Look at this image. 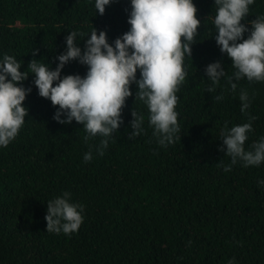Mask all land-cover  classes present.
I'll use <instances>...</instances> for the list:
<instances>
[{"label": "trees", "instance_id": "trees-1", "mask_svg": "<svg viewBox=\"0 0 264 264\" xmlns=\"http://www.w3.org/2000/svg\"><path fill=\"white\" fill-rule=\"evenodd\" d=\"M194 4L201 24L177 93L181 139L174 144L161 146L154 137L135 83L124 122L102 156L96 151L102 137L86 140L82 124L53 119L59 106L39 95L34 74L21 83L31 89L28 116L17 138L0 148V264H229L233 258L264 264V163L233 165L222 140L225 125L250 118L245 149L264 137V82L233 80L238 90L231 91L236 69L214 37L215 0ZM130 11L131 0H113L103 15L95 0H0V59L15 56L22 72L33 59L55 70L71 31L82 51L94 28L114 43L130 30ZM259 16L264 0H255L242 23L251 30ZM214 62L227 76L209 93L205 69ZM87 70L74 60L61 77ZM240 89L249 94L245 111ZM134 110L144 116V131L129 139ZM89 151L93 159L86 163ZM64 192L84 206V222L72 234L49 233L47 203Z\"/></svg>", "mask_w": 264, "mask_h": 264}, {"label": "clouds", "instance_id": "clouds-1", "mask_svg": "<svg viewBox=\"0 0 264 264\" xmlns=\"http://www.w3.org/2000/svg\"><path fill=\"white\" fill-rule=\"evenodd\" d=\"M112 3L113 0H95V9L103 15ZM254 3L255 0H215L214 37L236 69L228 79L233 93L238 90L233 80L246 78L250 82H264V16L250 21L251 30L242 23ZM197 11L194 0H131L128 32L109 43L107 33H98L94 28L82 51L76 42L78 32L71 31L66 37V51L57 57L59 64L55 70L33 59L28 71L22 72L21 62L5 54L0 59V148H7L25 124L28 110L24 102L31 89H25L21 83L30 73L35 76L39 95L49 99L53 106H59L53 119L61 124L73 121L82 124L88 134L86 140L96 136L103 138L96 148L101 156L109 139L124 122L122 110L133 95V83L138 86L136 101H142L149 110L148 122L158 143L167 146L180 140L177 93L188 75L185 58L191 57L201 24ZM74 60L88 67L86 76L62 78L63 68ZM205 71L210 82L207 91L215 93L227 73L220 62L207 65ZM239 98L241 111H245L250 107L247 90L240 89ZM213 99L220 101L223 95ZM132 115L134 131L129 139L144 131L143 114L134 110ZM252 119L230 129L225 125L222 130L226 155L231 157L233 165L242 162L244 167H259L264 163V137L251 145L250 150L245 149L248 134L253 131ZM92 159L91 151L84 155L86 163ZM259 184L264 185V180ZM83 212L84 206L72 202L71 193L64 192L47 203V232L66 235L77 232L84 222ZM229 264H236L235 258Z\"/></svg>", "mask_w": 264, "mask_h": 264}]
</instances>
